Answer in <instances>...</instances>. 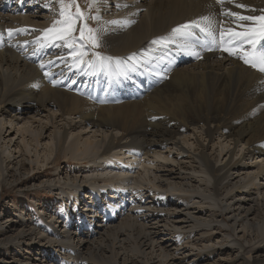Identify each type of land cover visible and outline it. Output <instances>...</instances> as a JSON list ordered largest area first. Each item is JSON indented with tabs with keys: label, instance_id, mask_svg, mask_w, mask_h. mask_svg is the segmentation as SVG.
<instances>
[{
	"label": "bare ground",
	"instance_id": "1",
	"mask_svg": "<svg viewBox=\"0 0 264 264\" xmlns=\"http://www.w3.org/2000/svg\"><path fill=\"white\" fill-rule=\"evenodd\" d=\"M78 3L100 17L87 21L100 40L87 59L135 52L139 62L76 66L63 41L35 43L58 18L56 0H0V187L39 182L60 199L40 214L12 201L15 214L0 217L11 224L0 227V264H264V73L206 44L199 29L168 39L201 16L218 35L219 24L235 27L224 8L260 15L264 0H235L256 11L101 0L89 13L88 0ZM9 28L26 30L9 40ZM20 118L30 127L12 131ZM60 154L73 165L66 171ZM15 248L31 255L9 256Z\"/></svg>",
	"mask_w": 264,
	"mask_h": 264
},
{
	"label": "snow or ice",
	"instance_id": "2",
	"mask_svg": "<svg viewBox=\"0 0 264 264\" xmlns=\"http://www.w3.org/2000/svg\"><path fill=\"white\" fill-rule=\"evenodd\" d=\"M101 0H88L89 13L92 8H95ZM225 2L233 4L239 9H248V6L243 3H235V0H217V3L223 7ZM59 5L58 18L52 21L50 27L44 28L42 35L36 37L35 43L39 47H45L55 44L56 41H63L65 46L72 51L70 55L73 58L74 64L88 65L92 67L97 63L101 67H109L111 62L115 61L117 66L121 62L127 63L128 61L139 62L137 54L131 53L124 61L121 57H106L101 53L92 51L94 59H87L90 49H95L100 46L98 36V29L90 27L87 23L89 19L99 20V15H90L81 9L78 0H56ZM46 7L48 5H45ZM117 7H128L127 4H117ZM256 11L255 9H248ZM260 15H243L241 12L232 11L231 9L224 8L223 15L235 24V27L219 24L218 35L217 30L213 29V21L209 16H201L199 20H190L186 23L178 24L171 29L168 39L174 40L175 38L188 39L194 35L193 29H199L201 32L206 33L211 38L213 44L219 45L221 49L229 55H238L241 60L252 68L264 73V50L256 52L261 42H264V9L259 10ZM134 21H123V23H132ZM250 22V23H249ZM111 24H121L120 20L109 21ZM79 25V27H78ZM239 29V30H237ZM26 29H7L9 40H11L14 33L25 31ZM79 35H76V32ZM3 42V34L0 33V43ZM165 42V38L154 39L152 44ZM25 44L28 41H24ZM245 45L249 46L252 51H248ZM211 50V49H208ZM197 58L199 53H194ZM41 68L44 67L42 63Z\"/></svg>",
	"mask_w": 264,
	"mask_h": 264
},
{
	"label": "rangeland",
	"instance_id": "3",
	"mask_svg": "<svg viewBox=\"0 0 264 264\" xmlns=\"http://www.w3.org/2000/svg\"><path fill=\"white\" fill-rule=\"evenodd\" d=\"M57 112V110H52L50 111L51 114H55ZM47 116V113L45 112H42V114H40L39 116H37L36 118H43V117H46ZM7 118V115L6 114H2L0 115V119H5ZM9 119V117H8ZM58 125H62V124H65L67 125V121L68 122H73L75 123V119H67L66 121L65 120H62L61 118H58ZM12 122V121H11ZM14 122V126L15 128H12V131L13 130H17L18 128H20L21 124L24 125V122L25 120L21 121V118L20 120H13ZM8 124V127H11V123L10 121L8 120L7 122ZM30 123V122H29ZM26 127H30L31 123L30 124H25ZM24 125V126H25ZM75 130V128H73ZM84 130L85 132H83L84 134H88V135H96V134H100L99 132H96L97 130L95 129H92V132H89L91 131V128H80V129H77L76 131H81ZM9 130V129H8ZM100 131H104V129L100 130ZM94 132V133H93ZM9 133V132H8ZM8 133H5V135H7ZM16 134V132H14ZM49 133V132H48ZM14 134V135H15ZM90 135V136H91ZM9 139V136L8 138ZM5 139V141L7 140ZM3 141V140H2ZM8 141V140H7ZM60 159V168L61 169H65V171L67 170L68 166H73V165H67L66 162L64 161V157L63 155L60 154L59 158ZM254 161H260V158H255ZM243 164L245 163L244 160H242ZM33 172H29V173H22L18 176L19 178V181L20 180H23V179H27L29 175H31ZM52 174H54L53 171H51ZM31 183H28V184H23L21 186H15L11 183H6L4 184L3 187H0V217H4V216H7V215H11V213L15 214L14 213V206H12V208L9 206L11 203H13L12 201L15 199V198H18V200H16L18 203H17V209H21L23 207H25L28 211L27 212H31V207H33L32 209L37 213H45V211L43 210H47V212H51L53 211L54 208H51L48 209V206L50 204H54L55 206L57 205V202L60 201L59 197L56 196L55 194H52L50 192H44V190H42V188H37L39 184H36V185H30ZM40 187V186H39ZM36 189H39V190H36ZM32 191L29 196H25L24 193H26L27 191ZM37 195V196H36ZM55 195V196H54ZM53 200V203H50L51 201ZM56 200V201H55ZM26 203V204H25ZM51 205V206H52ZM47 208V209H46ZM5 220L1 221L0 222V227L1 228H8L10 229V223H5L4 222ZM2 246H0L1 248ZM1 250V249H0ZM2 251V250H1ZM9 256L11 255H15L16 259H20L21 256H27V255H31L29 254L30 251L28 250H22L21 252H17V249H10L9 252ZM16 254H19L18 256ZM22 254V255H21ZM0 255H1V252H0Z\"/></svg>",
	"mask_w": 264,
	"mask_h": 264
}]
</instances>
